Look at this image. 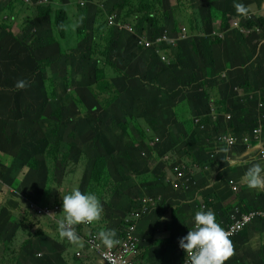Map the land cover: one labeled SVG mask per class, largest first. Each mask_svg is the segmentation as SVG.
<instances>
[{
  "label": "rangeland",
  "instance_id": "obj_1",
  "mask_svg": "<svg viewBox=\"0 0 264 264\" xmlns=\"http://www.w3.org/2000/svg\"><path fill=\"white\" fill-rule=\"evenodd\" d=\"M45 1L47 3L45 5L31 7L46 6L34 13V17L41 21L37 26L36 35L24 45L31 51L39 49L37 52L39 56L48 52L50 56L48 62H41L37 68L20 63L21 43L10 40L11 33L8 29H0V107L4 103L20 102L25 106L29 105L25 108L32 111L30 114L34 113L37 107L46 111L44 120L36 119L35 130L27 137L29 140L27 144L20 122L13 120L10 123L12 127L6 137L11 138L13 134L18 136L10 153H15L20 146L24 147L20 150L16 162L2 158L6 140L3 136L0 139V204L8 194L19 195L17 199L19 203L15 205L16 221L22 224L23 231L31 238L26 248L21 246L30 257L27 264H66L64 258L73 253L74 248L69 244L62 245L61 235L58 236L52 229H47L49 224L46 221L40 222L38 215H44L45 210L55 207L56 204L62 208V197L75 188L82 192L97 194L103 205V214L97 223L116 232L125 229L123 220L131 218L132 210L142 208L143 204L148 205L151 213L146 218H153L154 224L148 233L151 241L144 249L159 247L163 260L161 264H178L180 259V253L176 250L178 245L174 246L173 258H168L167 255L165 257L162 253V249L169 245L167 238L169 224L160 223L158 220L159 212L162 213L160 218L165 220L169 213L180 205L174 195L173 186L162 183L164 179L166 180L169 167L157 156L158 152H154L155 150L147 152L153 154L152 157L146 154L140 157L144 148L139 146V140L145 139L148 142L159 129H164L171 121L173 109L177 112L178 109L189 108L192 109V115L196 111L207 110L209 104L212 105L216 101L217 96L226 97L230 85L234 86L238 79L242 88L250 86V83L241 81V78L250 82L252 80L255 90L250 94L254 97L262 96L264 39L261 36L244 38L229 30L220 38L221 42L200 40L206 39L205 36L210 30L212 36L216 29L229 28L230 23L241 17L251 16L257 23L261 21L264 12L258 4L253 7L247 0ZM202 2H207V6L204 9H197L198 3ZM8 3V0H0L2 14L0 25L8 21L5 13ZM108 4L113 5L112 12L107 7ZM237 4H243L247 11L240 13L236 8ZM89 9L90 11H87ZM96 11H100L103 20L109 15L114 16L115 25L111 28L105 26L109 30L102 35L92 30L93 12ZM27 15L32 13L26 11L19 14L18 19H11L15 37L18 34V24ZM47 17L49 18L46 21ZM63 22H66L64 31L69 35L66 40L70 42L67 46L59 47L57 54L59 36L56 32L63 30ZM162 29H168L175 40L179 39L184 29L188 38L176 41L167 49L157 47L148 50L144 56H142L144 50L139 49L137 45L134 48L133 36L142 39L144 33L151 41ZM193 37L199 39L191 43ZM110 53L117 56L120 68L119 70L111 68L108 71L111 78L117 80L113 85H108L103 80L106 74L104 62L108 61ZM75 59L83 62V70L90 72L93 80L99 82L98 90H102L104 94L108 93L104 101L98 105L79 104L76 110L86 113L85 117L88 119H95L99 111L100 114L107 113L105 117L108 120H112L111 114H115L117 119L114 122L120 128L115 134L98 129L94 136L92 133L88 134L87 128L83 126L82 134L77 139L78 150L82 152L77 159H74L75 153L65 154L61 151V148L68 149L69 144H66L64 136L57 134L55 123L59 110V118L62 119V98L71 97L74 89L83 83L80 80H73L76 85L70 84L71 91L66 93L65 86L69 85L66 78L69 79L70 75L78 79L79 67L72 62ZM218 62L222 63L220 68L222 74L218 71L215 76L221 75V78L209 87L200 86L199 92H195L196 101L184 97L192 85L202 83L203 76ZM59 63L63 64V67L59 66ZM58 70H63L65 76L62 85H59L62 81ZM208 76V80L212 81L213 77ZM18 80H26L28 86L23 89L15 88ZM61 88L65 90L63 96ZM242 88L238 89L244 95L236 96V102L228 104L230 109L247 106L249 97L252 96H247V92ZM14 90L20 91L21 94L16 95ZM112 90H122L121 97L116 99V106H112L115 99ZM46 101L47 103L49 101L48 107ZM4 112L8 113L10 110L5 109ZM195 118L200 120L195 116L191 120L194 121ZM192 121L185 119L178 121L177 124L191 131ZM40 126L41 128L45 126L46 129L43 131ZM172 128L178 130L177 125H173ZM212 144V149H216L214 141ZM132 147H137L135 151L138 157L132 151ZM85 149L87 151H83ZM205 152L202 148L196 150L195 146L192 149L184 146L181 150L182 155H187L196 162L206 156ZM9 171L13 173L14 179H9L7 174ZM168 176L171 178V173H168ZM209 179L203 178L198 181L202 192L205 191L204 186L207 183L212 186V181L218 180L215 170L211 171ZM24 200L33 212L30 215L23 211ZM126 214L129 215L128 218ZM23 236L22 233L21 237ZM9 239L7 237L0 240V248H5ZM19 248L20 243L17 242L8 250L7 255L2 257L0 264L2 262L16 264L13 259L17 256ZM37 252H41L42 257H36ZM18 256L20 258L17 262L24 264L23 255ZM235 257L236 253L229 257L225 264H230Z\"/></svg>",
  "mask_w": 264,
  "mask_h": 264
},
{
  "label": "clouds",
  "instance_id": "obj_2",
  "mask_svg": "<svg viewBox=\"0 0 264 264\" xmlns=\"http://www.w3.org/2000/svg\"><path fill=\"white\" fill-rule=\"evenodd\" d=\"M236 8L242 14L247 11V9L245 8L243 4H237ZM29 9H31V7ZM262 18H264V16ZM258 23H260V21ZM218 30H221V29H218ZM223 32H228V29H226V31H223ZM261 34H256V35H261ZM193 38H197V37H193ZM205 38H208L211 40L216 39L215 37L211 36V31L206 34ZM218 41L221 42V40H218ZM132 42L134 43V38H132ZM135 46L136 45L134 43V48ZM139 49L144 50L141 47H139ZM146 51L148 50H144V52L142 53V56H144V53ZM97 84L99 85V82H97ZM27 86L28 84L26 80H18L15 84V88L17 89H23ZM206 87H209V86H206ZM230 88H231V85H230ZM236 88L238 87H235L234 91ZM66 91L70 92V89L67 88ZM195 92H199L198 85H196ZM100 93H103V91L98 90L97 88L96 94L99 95ZM242 95H244L242 92L239 94L236 93V96H242ZM247 96H252V94L247 93ZM220 98H223V97L217 96L216 101H214L212 105L209 104V107L207 110L196 111L194 115L191 114L192 109H189V108L178 109L177 112H175V109H173L171 121L166 125L164 129H159L158 133L155 135H152L151 137L153 138L152 139L150 138L148 142H146L145 139L139 140L140 142L139 146L144 148L142 149L143 152L141 156L145 155V153L150 150H155L154 152L156 153L158 152L157 156L163 159L164 164L167 165L168 167L174 158H177V161L189 159L195 165L194 183H191L190 185H188L187 190H184L182 187L180 189L173 187L174 192L186 194L190 192L192 189H196L198 190V194L202 193V191L199 189L198 178L203 173L208 172L211 169V167L215 165V160H216V163L220 160V152H224V153L232 152L233 154H238L246 150L256 151L258 153L259 159L264 161V159L260 157V152H259L258 147H248V148L243 147L241 149L235 150L234 148L230 149L224 145L218 144L214 139V137H217L219 133L227 132L228 130L233 131L237 135L249 133L252 131L253 121L241 119L240 120L241 125L233 126V124H231L230 128L228 129L223 116L219 121L217 120L214 121V119L211 118V112H215L216 114L217 113H229L232 115H240V116L245 117L246 119H249L251 117L259 118L261 115V112L264 113V109L263 111H261V109L258 108L259 107L258 104H262L264 108V103L261 100V96L259 97L252 96L251 98L249 97V100L257 98V104L255 106H252L249 103H247V106L245 108L239 107L238 109L237 108L230 109L229 107L221 104L219 102ZM199 115H204L210 118L209 127H210V131H212L214 146L216 147V149H212L211 152H205L206 153L205 155L207 156V160L202 166H200L198 162L194 161L187 155H182L181 151H179L178 148L176 150L169 149L168 147L164 148V144L167 141H169V139L171 138L169 135V132L170 130H173L172 128L173 125L174 126L177 125L178 130H173V132L176 135L177 133L182 132L183 130H187L184 126L178 125L177 124L178 121H182L185 119L192 121L191 118L193 116L199 117ZM192 122L194 125V121ZM116 126L118 125L116 124ZM101 130H103L105 133H109L108 130L104 127ZM206 130H207V127H206ZM263 130H264V119H263ZM219 147H220V150H219ZM61 151H64V153L66 154V150L61 149ZM166 156H169V159H166L165 158ZM18 159H19V156H18ZM204 167H206V169H203ZM7 174L8 175L11 174L12 178L14 177L11 171H9ZM244 177L247 180V184L249 188H254L257 190H264V163L257 162V163L252 164L249 168H247L246 172L244 173ZM229 180L230 179L226 180V185L228 187H229ZM216 181H220L219 178ZM216 181L214 180L212 181L213 182L212 186L210 185L206 186L205 191L207 192L203 191L205 193L200 194L201 200L196 204V206L198 207V211L194 214L193 226L188 228L185 235L181 237L179 240V246L185 250L181 264H225V262L229 259V257H231L232 255H234V253L237 252L236 251V240L242 232H244L249 227H251L255 222H259L261 224V227L264 229V220H256L251 225L247 226L245 229H243L236 235L229 236V233L226 232L224 229H226V225L230 223L229 215L234 210L235 206H239L242 211L253 210V209L263 210L264 206L262 207L246 206V204H244L241 201H232L226 204V206H224L223 203L226 202L225 200H221L217 202L216 198L212 200L209 197L204 196L206 195V193L208 194L209 189L216 188V185H215ZM162 183L164 185V184H168L169 182L164 179ZM175 189L177 191H175ZM232 194L237 195V193H233V192ZM143 201L146 202L144 199ZM201 201H204L206 203V207L201 208L200 206ZM217 203H220L222 205H216ZM212 204H215V206H213ZM56 206H57V213L54 216V220H48L47 218H44V217L42 218L39 217V218H40V221L45 220L48 223H54L55 219L57 217H60V220L56 223L58 224L57 228L59 229V234L61 235V238H62V242H61L62 245H64V243L65 245L66 244H71V245L76 244L77 251L80 250L82 253L83 251H86V250L85 248H81V243L78 241L79 240L78 234H80L81 236H84L87 233H98V236H99V239L102 245L105 248L111 249L113 246L119 243V240L117 237L123 236L124 228L122 231L117 232L118 235L116 236V231L114 229L104 230L105 227H101V225L97 223V221L101 219V216L103 214V205L101 203L100 198L94 192H82L79 188H75L70 193L65 194L62 197V208L60 207L59 204H56ZM24 207H25L24 211L26 215H30L33 213L32 211H30L29 207H27V201L25 200H24ZM150 207L152 208V206ZM220 207L223 208V210L227 213V216H225L223 213L217 210ZM150 213L151 211H149L148 214L144 215L143 217L135 221L136 227L139 221L142 219H146V217L150 215ZM128 216L129 215L126 214L127 218ZM225 217L227 218V221L225 220ZM123 222L125 223L124 220ZM83 223H89L90 225H88L87 227H83L84 226ZM74 226L76 228V231H75ZM102 228H103V231L98 230ZM82 231H84L83 234H82ZM139 248H140L139 241L137 240V251L131 257L134 264H139L137 261L141 254ZM186 251L191 253L190 259H188ZM73 256L74 258L78 259L77 257H75V252L73 253ZM95 256L98 258L97 255ZM36 257H42V254L40 252H37ZM75 264H80V263L75 262Z\"/></svg>",
  "mask_w": 264,
  "mask_h": 264
},
{
  "label": "crops",
  "instance_id": "obj_3",
  "mask_svg": "<svg viewBox=\"0 0 264 264\" xmlns=\"http://www.w3.org/2000/svg\"><path fill=\"white\" fill-rule=\"evenodd\" d=\"M257 4L261 7L262 12H264V0H255L254 3H252L251 5L254 7ZM64 24H66V22H63V30H61L60 32L59 31L56 32V34L59 36L57 53L59 47L61 48L63 45L67 46L69 45L70 42L66 40V37L69 38V35L64 31ZM116 58H117L116 55L110 53V57L108 61L104 62V68L107 74V76L104 78V81L108 85H113L117 81L115 80V78H111V75L109 76L108 74V71H110L111 68H115L117 70L120 69L119 59ZM74 64H76L79 67L77 68L78 80H80L83 83H90L91 80L88 77L89 72L83 70V62L77 61ZM246 76H250V75H246ZM69 79L72 81L76 80L70 75H69ZM245 80L249 81L248 79ZM73 83L75 84L74 81ZM251 83H253L252 80ZM97 88H98V84L96 82V84H94L93 86L92 99L88 105H93V104L98 105L99 103L103 102L104 99L106 98V95L108 93L106 94L100 93L98 95L96 94ZM112 91H114V95H115V99L112 101V106H116L117 103L116 99H119L121 97L122 90H116V91L112 90ZM62 100H63V104L61 106L62 118H65L66 116H72V117L80 116V111L76 110V107L79 104H81L79 99L67 97V98H63ZM105 114L107 113L100 114L99 111L95 119H88L86 125L88 134L92 133L95 136V132L98 129H103V127L106 128L108 132L111 134H115L116 131L119 130L118 126H116V123L112 121L117 119L116 115L111 114L112 120H108L106 119ZM12 148L13 147L9 148L8 150H5L4 153L2 154L0 153V154L2 155V158L11 159L13 162H16L18 156L20 155V147L15 151V153H10V150ZM83 151H87V150H83ZM67 152L75 153L76 157L74 159H77L79 154L82 152V150H78V148H68L66 150V153ZM257 162L264 163V161L259 159L258 153L256 151L246 150L238 154H233L232 152L230 153L220 152V160L217 163L215 160V165H213L208 172L203 173L204 176H200L198 178V181L203 178L210 180L209 179L210 173L212 170H215L216 175L220 180V181H216L215 184L216 188L209 189L208 194L206 193V195L204 196L209 197L212 200L216 198L217 202L221 200H225L226 202L223 203L224 206H226V204L232 201H241L244 204H246V206H253V207L264 206V190L249 188L247 184V180L244 177V173L246 172L247 168H249L252 164ZM11 178L12 175L9 174V179ZM227 179H233L240 186L237 195H233L230 188L226 185ZM206 186H209V184L207 183ZM202 193L198 194V190L196 189H192L190 192L186 194L174 192V195L178 199L180 205L178 207H175L171 211V213H169L168 218L165 220L160 218L162 213L161 212L158 213L159 215L158 220L160 221V223L169 224L168 234H167L169 245L168 247H166V249H162L163 250L162 253L165 257L167 255L168 258L169 257L173 258L174 246L177 245L179 246L180 238L185 235L188 228L193 226L194 223L193 217L194 214L198 211V207L196 206V204L201 200L200 194ZM17 199H19V195L17 193L8 194V197L3 200V203L0 204V240L7 237L10 238L9 243L6 245V247L0 248V262L2 257L7 255L8 250L14 247L17 242H19L20 248L18 249L17 256H15L13 260L16 264H21L22 262H17V260L20 258V256L18 255H23V263L27 264L30 262L29 259L30 257L27 255L25 249L22 250L21 246L23 245L24 248H26V246L30 244L31 238L25 234V231H23L24 228L22 224L16 221V214H17L16 206L19 203ZM24 210L25 207L23 208V211ZM59 220L60 217H57L54 223H48L46 221L49 224L47 229L49 230L52 229L53 232L58 236H60V234H59V229L57 228L58 224L56 222H58ZM3 224L5 225L1 227V225ZM153 224H154L153 218L142 219L139 221L136 230L134 231L133 235L139 241V246H140L139 249L141 254L137 260L139 264L163 263L162 257L160 255L161 248L156 247V249L153 248L144 249L151 241V237L148 236V233L151 232ZM107 227L104 230H106ZM98 230L103 231V228ZM22 233L24 234L23 238L21 237ZM83 233L84 231H82V234ZM117 235L118 233L116 232V236ZM11 236L13 238H11ZM69 245L72 248H74L73 253L77 251L76 244L75 245L69 244ZM176 250L179 251L180 253V259L177 262L180 264L185 250L182 249L180 246L176 248ZM236 251H237L236 257L234 261H232L230 264H264V229L261 227V224L259 222H255L251 227H249L247 230H245L238 236L236 240ZM73 253L69 254L67 257L64 258L66 264H75V262H79L80 264H104L92 253L83 251L82 252L83 255L79 259L74 258ZM173 261H176V259H173ZM3 263L4 262H2L1 264Z\"/></svg>",
  "mask_w": 264,
  "mask_h": 264
},
{
  "label": "trees",
  "instance_id": "obj_4",
  "mask_svg": "<svg viewBox=\"0 0 264 264\" xmlns=\"http://www.w3.org/2000/svg\"><path fill=\"white\" fill-rule=\"evenodd\" d=\"M8 1H9V3L5 8V13L7 14L8 21L3 22V24L0 25V29H3V28L8 29L11 33L10 40L18 41L19 43H21L22 53H21L20 63H22L23 65L30 67V68L32 66L34 68L35 67L37 68V66H39L41 64V62H48V60L50 58L49 53L44 52L43 54H41L39 56L37 54L39 49L31 51L30 48L25 46L24 44L28 43L30 41V39L36 35L37 26H38L39 22L41 21L40 19H37L34 17V13L37 12L38 10H40L41 8H46V6L35 7V8L29 9L30 7L25 5L21 0H8ZM32 1L35 2L37 0H32ZM254 1L255 0H247V2H249L251 4L254 3ZM207 4H208L207 2L198 3L197 9H204L205 6H207ZM107 7L112 12L113 5L108 4ZM90 9L87 11H90ZM26 11L27 12L30 11L32 13V15H27L21 20V22L17 26L18 34L15 37L13 35L14 29L12 28L11 19L12 18H14V20L18 19V15L24 14ZM1 15L2 14H0V16ZM93 20H94L93 21L94 23H93L92 30L97 31L99 33V35H102L109 30L105 27L104 20L101 19L100 11L93 12ZM260 20L261 21H260L259 27L262 30V34L261 35L254 34L251 38H260V36H261V38L264 39V35H263L264 34V31H263L264 18H261ZM226 29H228V28L225 27L221 30L226 31ZM221 30L216 29V32L219 33ZM207 32H209V29H207ZM74 37H76V36L74 35ZM195 39H199V38L192 39L191 43ZM210 40L211 39L206 38V39H201L200 42L201 41H210ZM211 41L220 42L216 39L211 40ZM36 44L39 47L41 46L38 44L37 41H36ZM36 58H40V59H36ZM116 59H118V58H116ZM77 60L78 59L72 60L73 65H74V63L77 62ZM109 63H111V62H109ZM59 66L63 67V64L59 63ZM212 67H213L212 70L210 68L209 69L210 71L205 76H203L202 83L192 85L187 90V93L184 95V97L196 101V94H195L196 85H198V87H200V86H202V87L211 86L215 83V81H217L221 78V75L215 76V74H217L218 71H220L222 74V70H220V68H222V63L218 62L216 64V66H212ZM247 70H249V69H247ZM58 74H59L60 80L62 81L59 85H62V84H64L63 82L65 79V76H63V70H58ZM108 74H109V76L111 75V73H108ZM208 75L213 77L212 81L208 80V77H209ZM106 76H107V74H105L103 76V80ZM88 77L90 78L91 82L90 83H82V85L80 87H77L74 89L73 94L71 96L72 98L74 97L75 99H79L82 106L88 105L90 103V101L92 99V95H93V86L97 82V80L96 81L93 80L94 78L91 77L90 72L88 74ZM66 80L68 81L69 85L65 86V90H67V88H69L71 91L70 84H72L73 81L69 80L67 78H66ZM76 80H78V79H76ZM241 81L249 82L250 86H246L245 88H242L241 84H239L240 80L238 79V82H236V84L229 89L228 93L226 94V97L219 99V102L221 104L228 107V104L230 102H233V103L236 102V92L234 90H232V88H235V87L242 88L247 93L253 92L255 90V88L253 87V85L250 81H246L245 79H242V78H241ZM73 85H76V83L75 84L73 83ZM65 90L61 88V96L64 95ZM261 91L263 92L262 96H261V100L264 103V86H262ZM13 92L16 95L21 94V92L18 90H14ZM66 93H69V92L66 91ZM63 98H67V97H63ZM48 103H49V101H48ZM48 103L46 101L47 107L49 106ZM248 103L252 106H255L257 104V98L248 100ZM27 106H29V105L25 106L24 104H21L20 102H10V104L4 103L0 107V139H1V136H3L6 140L5 150H8L9 148H11L14 145V143L18 137L16 134H13L11 138L6 137V134L9 133V130L12 127L10 123L13 120H18V122H20V125L23 128V132H25L24 136H26L25 144L29 143V140L27 139V137L30 136L35 130L34 124L36 122V119H38L40 121L44 120L46 111H42L41 107H37L34 110V113L30 114L32 111L26 109L25 107H27ZM5 109H9L10 112L5 113L4 112ZM11 111H14V113H12ZM59 114H60V110H59V113L57 114V117L55 118L57 134L64 136V138L67 140L66 144H69L68 148H78L77 147V139H79L80 135L82 134V127L83 126L86 127L87 122H88V118L85 117L86 113L80 112V116H78V117L66 116L65 118H62V119L59 118ZM199 116H204V115H199ZM49 121L51 122L52 120L49 119ZM209 121H210V118L205 116L197 124L193 125V128L191 129V131L183 130L182 132H179L176 135L173 132V130H170L169 135L171 138L169 139V141H167L164 144V148L168 147L169 149H174V150H176L178 148V150L181 151L182 147H184V146H186L187 149H192L195 146L196 150L202 148L206 152H211L212 151V145H213L212 144L213 143V135H212V131H210ZM206 127H207V130H206ZM40 129H43V131H44L46 129V127L44 126L41 128V126H40ZM37 132L40 133V131H37ZM92 146H93V144H92ZM23 148L24 147L20 146V150H22ZM136 148L137 147H132V151L137 156V153L135 151ZM138 148L141 150L140 147H138ZM61 149H63V148H61ZM141 152H142V150H141ZM200 153H202V151ZM145 154L148 157H152L150 153L146 152ZM140 157H142V156L140 155ZM130 160H132L131 157H130ZM206 160H207V156H203L199 159L198 164L200 166H202ZM212 205L215 206V204H212ZM217 210H219L221 213H223L225 216H227V213L223 210V208L220 207ZM225 220L227 221L226 217H225ZM120 223H122V222H120Z\"/></svg>",
  "mask_w": 264,
  "mask_h": 264
},
{
  "label": "built area",
  "instance_id": "obj_5",
  "mask_svg": "<svg viewBox=\"0 0 264 264\" xmlns=\"http://www.w3.org/2000/svg\"><path fill=\"white\" fill-rule=\"evenodd\" d=\"M25 5L32 6H40L45 4L44 0H37L33 2L32 0H21ZM105 26L107 28H111L115 25L114 16L109 15L104 20ZM260 23H255V20L249 17H241L234 20L229 24L228 31H234L238 35H241L244 38H251L254 34H261V30L259 27ZM227 32H219L212 34L218 40L224 37ZM135 45L143 48L144 50H151L157 47H165L169 48L173 46L176 41H184L188 37L185 33V30H182V35L179 39L175 40L168 29H162L158 31L155 38L151 41L147 39V35L143 33L142 39L138 36H133ZM237 94L241 93L238 88L235 89ZM261 111H263V105L259 104ZM224 118L225 123L227 124V128H230V125L233 126L241 125L240 120H250L252 122V131L246 134L237 135L231 130L227 132L219 133L217 137H214L215 141L218 144L224 145L230 149L234 148L235 150L241 149L243 147H258L260 152V157L264 159V130H263V119L264 113L261 112L260 117H251L246 119L240 115H232L229 113H215L211 112V118L219 121L221 118ZM205 116H199L200 120ZM199 119H194V125L197 124ZM169 159V156L165 157ZM194 168L195 165L189 160H179L174 158L173 161L169 164V169L167 170L166 180L174 187V188H183L184 190L188 189V185L194 183ZM203 169H206L204 167ZM168 173H171V178L168 176ZM229 187L233 193H238L239 185L232 179L229 180ZM151 206V203H150ZM201 208L206 207V203L204 201L200 202ZM149 206L143 204L142 208L136 209L130 213L129 219H125V229L123 231L122 237H117L119 243L113 246L111 249L105 248L98 236V233H87L84 236H79V242L81 243V248H85L86 252L97 255L98 258L103 261L105 264H134L131 257L137 251V239L132 235L136 228V223L138 219L148 214ZM57 213V206L45 210L44 215H38L39 217L47 218L48 220H54V216ZM230 223L226 225V232L230 235H236L247 226L251 225L256 220H264V209L263 210H247L242 211L239 206H235L234 210L229 215ZM128 223V224H127ZM83 227H87L90 225L89 223H83ZM75 228V226H74ZM76 231V228H75ZM187 252V257L190 259L191 253ZM75 257L78 259L82 257V253L80 250L75 252Z\"/></svg>",
  "mask_w": 264,
  "mask_h": 264
}]
</instances>
